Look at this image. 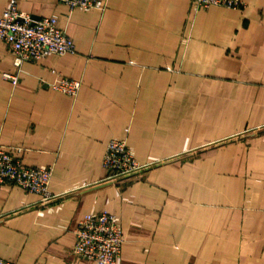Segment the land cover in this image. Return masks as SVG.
Here are the masks:
<instances>
[{
  "label": "crops",
  "instance_id": "crops-1",
  "mask_svg": "<svg viewBox=\"0 0 264 264\" xmlns=\"http://www.w3.org/2000/svg\"><path fill=\"white\" fill-rule=\"evenodd\" d=\"M102 1L17 0L56 17L76 51L24 63L15 85L0 38V146L49 168L60 196L0 186V257L97 264L73 254L75 230L105 210L125 235L118 264H264V0ZM60 78L78 94L48 86ZM113 139L149 167L108 182Z\"/></svg>",
  "mask_w": 264,
  "mask_h": 264
},
{
  "label": "built area",
  "instance_id": "built-area-1",
  "mask_svg": "<svg viewBox=\"0 0 264 264\" xmlns=\"http://www.w3.org/2000/svg\"><path fill=\"white\" fill-rule=\"evenodd\" d=\"M71 8H105L102 0H64ZM196 8L222 6L230 9L244 7L242 0H191ZM0 38L13 57L17 73H6L5 78L14 85L19 82V72L24 63L38 61L48 55L75 53L73 39L58 26L54 16L34 17L18 9L17 0H9L0 16ZM52 89L69 96H76L81 83L69 78H60L48 84ZM104 167L109 171L110 181L131 178L148 165L140 164L126 140L113 139L108 143ZM52 171L44 167H28L7 149L0 146V186L17 185L28 193L38 194L41 203H49L60 196L51 193L49 186ZM125 235L117 216L108 211L87 214L75 230L73 254L97 264H118ZM0 264H16L0 257Z\"/></svg>",
  "mask_w": 264,
  "mask_h": 264
}]
</instances>
